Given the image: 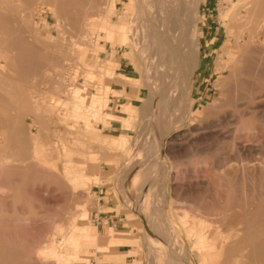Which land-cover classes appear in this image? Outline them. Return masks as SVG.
<instances>
[{
  "label": "rangeland",
  "instance_id": "374dc122",
  "mask_svg": "<svg viewBox=\"0 0 264 264\" xmlns=\"http://www.w3.org/2000/svg\"><path fill=\"white\" fill-rule=\"evenodd\" d=\"M112 1L103 5L100 0H65L60 17L50 1L36 2L31 26L22 27L43 56L39 70L26 79H19V58L0 53L2 103L24 99L31 109L42 110L23 112L20 131L12 120L16 105L8 120L0 117V264H252L235 260L233 237L212 254L211 237L192 228L193 223H205L200 215L212 212V201L194 190L185 193L186 182L179 179L198 156L193 153L200 143L195 128L203 107L218 93L214 83L220 75L214 68L228 17L244 0H198L192 81L178 90V100L190 92L192 110L189 120L167 135L168 162L155 163V169L150 160L157 159L153 146L161 118L150 97L158 84L126 35L132 28L131 0ZM162 2L168 11L172 0ZM5 3L16 7L14 13L24 11L18 0ZM72 22L75 26L69 25ZM159 59L168 69L167 59ZM160 220L174 231L170 250L176 261L163 257L158 237L165 229L157 230ZM82 224L98 232L96 243L80 240ZM28 231L33 232L31 239ZM16 238H21V248ZM38 238V247L29 251ZM107 244L112 246L97 247Z\"/></svg>",
  "mask_w": 264,
  "mask_h": 264
},
{
  "label": "bare ground",
  "instance_id": "6f19581e",
  "mask_svg": "<svg viewBox=\"0 0 264 264\" xmlns=\"http://www.w3.org/2000/svg\"><path fill=\"white\" fill-rule=\"evenodd\" d=\"M48 1L51 2L50 7L54 15L63 16L61 10L65 8L62 5L65 0H47L45 3L47 4ZM106 1L100 0L103 5ZM114 3L113 0L112 5ZM198 4V0H172V4L167 5L168 11H166L162 0H131L133 14L130 18V26L132 28L129 33L126 32V35L128 34L135 43L138 55L145 60L151 70L153 83L158 84L150 97V103L159 110L161 118L160 129L153 146L156 150H152L157 159L150 160L152 163L150 167L153 169H155V163L168 162V153L165 148L169 143L166 139L167 135L176 126L187 122L192 110L190 92L183 99L178 100V90L189 86L192 81L194 65L191 58V41L198 21ZM33 12L29 8L24 14L25 19L28 22L30 20V24H32ZM90 13L94 15V12ZM74 23L68 24L75 26ZM79 23L84 25L82 20ZM228 23L227 36L220 47L214 68V72L220 75L214 83L218 93L203 107L202 117L195 128L197 140L200 143L194 146L193 153L198 156L190 167L180 172L179 179L186 182L185 187L182 188L185 193L194 190L208 196L212 201V212L200 215V219L205 223L192 224V228H199L198 234L211 237L212 254H215L217 247H225L233 237L236 243L231 250L238 254L236 261L264 264V0H244L238 9L229 15ZM21 26L20 29L24 27L21 28ZM70 31L74 34L77 32L74 27ZM76 34L74 36L78 38L80 34ZM108 37L113 40L114 34L110 33ZM11 44L13 45L12 42ZM160 55L167 59L168 69L161 67ZM25 57L21 58L25 59ZM29 60L23 62L19 58V62L22 61L23 64L27 62L31 64ZM7 97L14 99L12 96ZM1 99L0 95V114H5L7 110L12 112V107L17 106L12 120L13 123L17 122L18 126H15L16 124L14 126L18 129H22L23 126V112L37 111L34 108L31 109L30 101L5 100V105L6 102L8 103L5 108ZM13 103L16 104L13 105ZM35 107L38 108V105ZM40 111L42 114L41 109L37 112L40 114ZM190 152L186 153L192 155ZM211 153L212 156H209ZM247 164L249 168H246ZM158 223L160 229L156 228L157 230L165 229V234L158 237L163 257L165 261H176L177 259L172 258L170 250L174 247V231L171 225H168L170 223L162 225V220ZM150 224L152 225L150 229L155 230L154 223ZM226 232L229 235H223ZM198 234L197 240L200 239ZM2 239L0 232V252L4 248V245H1ZM16 239L17 248H21V238ZM179 240L185 247V240L182 237H179ZM36 243H40L39 238L38 241L34 239L33 245L29 244L31 245L27 247L29 251L38 247ZM182 246L179 248L183 249ZM175 248L178 249V247ZM0 254L2 259L4 254ZM226 256L228 254L223 258L226 259ZM61 264L65 263L61 261Z\"/></svg>",
  "mask_w": 264,
  "mask_h": 264
},
{
  "label": "crops",
  "instance_id": "0c3cea01",
  "mask_svg": "<svg viewBox=\"0 0 264 264\" xmlns=\"http://www.w3.org/2000/svg\"><path fill=\"white\" fill-rule=\"evenodd\" d=\"M18 1L23 5V8H24V11L21 14L12 12L15 10L16 7L8 6V5H10L8 3L6 6H4L6 4L5 0H0V10H1L0 16H2V17H0V53L3 57L6 56V58H8V57L9 58H18V57L21 58L23 56L25 57V55H26L25 59L21 58V59H23L22 60L23 62L28 61L27 59L29 58V55H31L30 58L38 59L37 62H34V61L31 62L29 60V63H31V64H28V62L26 64L25 63L23 64L22 61L20 62V65L21 64L22 65L20 66V69H19L20 70L19 71V79H20V76H22L23 79H26L28 77V75L34 74L39 70V58L41 57L40 45L33 43V40L31 38H29L30 34L28 33V31H29L28 29L22 28V26L26 27V25L28 26L30 24L29 23L30 20L28 22V20L25 19L26 17L24 16V14H26V12L29 8L33 9V7L35 5L34 3H36L37 0H32V1L31 0H18ZM28 5H29V7H28ZM5 10H6V12H5ZM17 14H18V16H16ZM32 19H33V17H32ZM43 20L45 21L46 18ZM25 21H27V23ZM17 22H18V24H17ZM20 26L22 29H20ZM17 30H18V32H17ZM114 40H115V38H114ZM11 42L13 43V45L11 44ZM14 42H16L15 45H14ZM112 52L113 53L116 52L115 48L112 50ZM7 55H8V57H7ZM20 55H21V57H20ZM28 65H30V66H28ZM17 100H19V99L17 98ZM7 111L5 112L6 115L3 113L0 114V117H2L3 120H8L9 116H12L11 111H9L10 112L9 115H8L9 112H7ZM83 182H84V180H83ZM87 216H88V213H87ZM86 217L82 220H85ZM80 227L83 229L81 232L80 240H85V241H88L91 243L97 242L98 232L94 228H92L86 224H82ZM112 242H113V240L111 239V243ZM108 246L111 247L112 245L111 244L98 245L97 247L99 249H102V248H107ZM74 247H75V245H74ZM126 262L127 261H116L117 264H127Z\"/></svg>",
  "mask_w": 264,
  "mask_h": 264
}]
</instances>
